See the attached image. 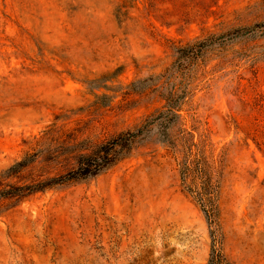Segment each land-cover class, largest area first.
Returning a JSON list of instances; mask_svg holds the SVG:
<instances>
[{
  "label": "rangeland",
  "instance_id": "1",
  "mask_svg": "<svg viewBox=\"0 0 264 264\" xmlns=\"http://www.w3.org/2000/svg\"><path fill=\"white\" fill-rule=\"evenodd\" d=\"M256 24L178 66L179 48ZM263 30L264 0H0V88L53 84L22 115L0 109V191L65 174L186 92L109 170L1 199L0 264H208L214 240L231 264H264ZM197 161L213 223L181 178Z\"/></svg>",
  "mask_w": 264,
  "mask_h": 264
},
{
  "label": "trees",
  "instance_id": "2",
  "mask_svg": "<svg viewBox=\"0 0 264 264\" xmlns=\"http://www.w3.org/2000/svg\"><path fill=\"white\" fill-rule=\"evenodd\" d=\"M258 28L259 26L256 24L253 28L237 29L217 37L211 35L196 43L187 44L177 51L178 66H184L186 63H189V65L194 64V62L206 54L214 44L222 46L226 42L245 36ZM185 96L186 92L184 91L182 95H178L177 92H170L167 97L166 113H160L157 118L151 120L146 119L142 125L118 133L116 136L98 145L90 153L81 154L77 159L76 166L65 174L31 185L16 186L9 190L0 191V200L9 197H24L58 186L85 181L109 170L121 162L132 149L145 138L157 120L164 119L159 123V128L167 130L168 125L172 122V119L175 118V112L180 111L182 105L185 104L183 100ZM26 166V162L17 163L12 167V174L17 172H14L16 168H24ZM191 174L193 175V180L199 183V189L190 188L189 191L199 202L210 223H213L217 217V207L216 190L212 183V179L198 161L195 162L193 167L189 165L184 166V169L181 170L182 180L187 179ZM208 264H231L219 246H217V241L215 240Z\"/></svg>",
  "mask_w": 264,
  "mask_h": 264
},
{
  "label": "bare ground",
  "instance_id": "3",
  "mask_svg": "<svg viewBox=\"0 0 264 264\" xmlns=\"http://www.w3.org/2000/svg\"><path fill=\"white\" fill-rule=\"evenodd\" d=\"M48 24V23H47ZM5 54H0V59L4 58ZM1 67H4V64H0ZM53 84H20L19 87H14V84H9V87L3 89L0 88V109H2V113L6 115H10L11 113H17L18 115H22L24 109L20 106L24 105L27 102H34L36 103V96L40 93V89L42 87H52ZM18 96L22 98V100L17 103L18 108L17 110L13 111L11 107L14 105L12 101V97ZM37 104V103H36ZM40 106L44 104V102L38 103ZM38 106V105H37ZM38 106L40 109L42 107ZM41 111V110H34V112ZM1 113V112H0ZM0 127L7 128L8 121L0 122Z\"/></svg>",
  "mask_w": 264,
  "mask_h": 264
}]
</instances>
